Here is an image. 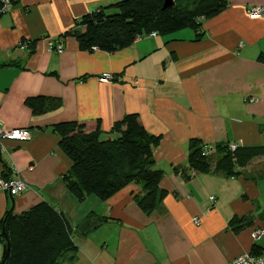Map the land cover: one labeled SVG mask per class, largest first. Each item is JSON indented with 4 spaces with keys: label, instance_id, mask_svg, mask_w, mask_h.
Here are the masks:
<instances>
[{
    "label": "crops",
    "instance_id": "obj_1",
    "mask_svg": "<svg viewBox=\"0 0 264 264\" xmlns=\"http://www.w3.org/2000/svg\"><path fill=\"white\" fill-rule=\"evenodd\" d=\"M117 1L16 0L0 17V124L31 133L26 141L2 140L0 173L12 176L14 169L27 188L18 195L0 191V220L11 208L19 213L40 200L51 203L73 230V259L63 264H227L255 244L262 249L264 237L254 242L250 232L264 228V156L239 168V176L208 172L185 180L179 171L187 169L191 138L212 149L264 145V61L258 59L264 13L248 15L264 0H228L202 22L199 38L188 28L144 34L110 53L83 50L63 35L88 11L115 12ZM51 40L64 49L49 51ZM105 72L111 81L98 80ZM35 95L56 97L60 105L34 115L25 99ZM129 113L161 136L154 168L163 171L160 187L168 194L151 212L137 205L141 184L135 182L106 200L78 201L62 180L71 162L58 147L54 124L77 121L109 138ZM234 217L251 224L234 231Z\"/></svg>",
    "mask_w": 264,
    "mask_h": 264
},
{
    "label": "trees",
    "instance_id": "obj_2",
    "mask_svg": "<svg viewBox=\"0 0 264 264\" xmlns=\"http://www.w3.org/2000/svg\"><path fill=\"white\" fill-rule=\"evenodd\" d=\"M163 3L164 0H119L111 5L115 12L108 13L105 7L88 11L63 35L73 36L83 50L91 51L95 46L110 53L150 32L163 35L188 28L199 38L202 22L228 6V0H173L172 6L166 8H162ZM258 59L264 61V55ZM25 104L32 114L40 115L56 109L60 101L35 95L27 97ZM54 130L59 136L58 147L71 162L62 180L78 201L88 195L106 200L135 182L141 184V194L134 195L137 205L142 211L151 212L168 194L160 187L163 171L154 168V148L161 136L147 131L135 113L114 123L109 133L116 132L115 137L102 138L98 127L87 131L77 121L58 122ZM208 147L197 138L189 140L187 169L179 171L182 178L189 180L196 173L208 172L239 176V168L256 156H264V145H237L230 150L229 144L218 143L212 153L205 154ZM174 172L178 173L177 167ZM1 175L10 176L4 172ZM3 218L0 242H7L8 246L0 264L3 258L4 264H63L73 259V230L64 214L48 201L40 200L19 213H8L4 221ZM250 224L251 220L242 217H234L229 223L234 231ZM251 249L254 253L261 250L256 244Z\"/></svg>",
    "mask_w": 264,
    "mask_h": 264
},
{
    "label": "built area",
    "instance_id": "obj_3",
    "mask_svg": "<svg viewBox=\"0 0 264 264\" xmlns=\"http://www.w3.org/2000/svg\"><path fill=\"white\" fill-rule=\"evenodd\" d=\"M16 0H0V17L9 13L11 8ZM264 13V7L262 6H251L248 8V15L251 18H258ZM150 36L157 35L156 32H150ZM25 43L22 42L20 47H24ZM64 49V45L62 41H49L48 42V50L49 51H62ZM92 50H96L97 48L93 46ZM113 79V75L110 72L102 73L98 80L101 82L111 81ZM31 133L28 128L21 127V128H5L0 124V147L4 149L2 145V140H14V141H26L30 139ZM237 147L235 143H229L230 150H234ZM210 150V149H209ZM209 150L206 148L204 149V153L208 154ZM12 176L4 178L0 173V191H6L10 195H18L22 191L27 188L26 183L24 180L17 174L14 173V169L11 168L10 170ZM191 174H193L191 172ZM214 196H209L208 199L213 202ZM193 222L195 224L199 223V217H193ZM251 239L256 242L261 237H264V228L262 227H255L250 232ZM227 264H264V247L258 252L254 253L252 250L244 251L239 255L232 258Z\"/></svg>",
    "mask_w": 264,
    "mask_h": 264
},
{
    "label": "water",
    "instance_id": "obj_4",
    "mask_svg": "<svg viewBox=\"0 0 264 264\" xmlns=\"http://www.w3.org/2000/svg\"><path fill=\"white\" fill-rule=\"evenodd\" d=\"M172 4H173V0H164L162 8L170 7L172 6ZM10 212H12V208L8 211V213ZM8 213L4 216L3 221L6 219ZM1 232L3 233V228ZM7 246H8L7 242L2 245V253H5ZM4 261H5V258L2 259L1 264H4Z\"/></svg>",
    "mask_w": 264,
    "mask_h": 264
},
{
    "label": "rangeland",
    "instance_id": "obj_5",
    "mask_svg": "<svg viewBox=\"0 0 264 264\" xmlns=\"http://www.w3.org/2000/svg\"><path fill=\"white\" fill-rule=\"evenodd\" d=\"M210 150H209V153H212L213 152V149L209 146L208 147ZM262 190H264V185H262ZM1 256H2V248H0V258H1ZM1 260V259H0Z\"/></svg>",
    "mask_w": 264,
    "mask_h": 264
}]
</instances>
